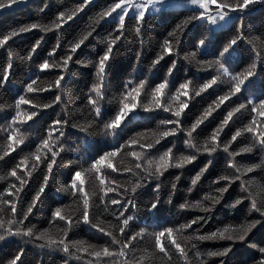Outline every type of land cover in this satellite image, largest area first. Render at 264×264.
Returning <instances> with one entry per match:
<instances>
[{"label": "trees", "instance_id": "1", "mask_svg": "<svg viewBox=\"0 0 264 264\" xmlns=\"http://www.w3.org/2000/svg\"><path fill=\"white\" fill-rule=\"evenodd\" d=\"M82 0H28L27 7L23 10L15 11L14 13L2 12L0 14V32H4L13 26L28 24L36 22L39 24H48L58 11L67 10L69 13ZM117 2V0H93V4L87 6L85 11L78 14L77 18L70 23V27L66 28L62 33L63 43L67 44L68 41L73 40L84 28L85 25L91 23L92 19L96 17L103 8ZM235 2V0H232ZM43 8L40 12L39 9ZM150 18L144 25V32L142 36H137L135 33V18L129 15L126 17V36L119 43L120 47L115 50V58L112 64V70L108 77V86L106 88L104 98L102 100V111L104 114L103 119H94L93 114L90 112L87 105L88 89L91 87L94 80V65L86 64L87 61H94L100 52L104 49V44L101 43L107 37L108 33L112 31L114 25L109 26L106 23L96 25V34L93 38L86 41L85 45L78 49L79 55L76 59L81 63H70L71 72L73 75L70 77L69 83L64 90V101L59 106L53 105L52 109H44L33 120L25 125L16 127L13 135L20 138L22 143L16 147L13 153L4 156L0 160V194L7 197L5 189L11 183H16L8 175L9 170L18 164L22 159H28L31 154L36 152L37 145L40 140L45 137L48 125L51 119L57 118V113L62 116L67 112V119L69 124L63 129L65 136L61 137V141L65 144L67 151L61 150V158L58 160V166L55 170V187L49 186L46 188L45 193L38 202V205L33 209L30 218L24 225L19 227L24 230L33 229L35 233H42L47 231L49 235L54 238H63L69 243H76L77 246L83 248H91L93 250H102L104 247H109L110 250L118 251L119 246L113 248L110 239L104 238L97 229H93L85 225L82 221L83 212V199L81 194L71 190V175L75 170L81 167L88 168L92 159L96 155L102 154L104 151H109L114 146L124 148L112 157L113 167L118 171L113 173L111 169H103L102 175L105 179L107 186L119 185L115 191L110 193H102L99 190V182L92 178L90 182L85 179V193L88 194L89 200L92 202L90 209L91 222L103 227L106 232H114L117 238H121L119 232L118 222L115 216L118 214L115 207L111 204V200L120 199L121 197H129L137 205L136 208L127 212V215L134 216V220L129 222L127 235L131 236L133 233H139L141 228H146L149 235L134 240L128 250L126 257L114 255L110 258H100L88 256L84 253L78 252L76 247H71V252L75 255L65 254L61 250L49 249L47 247L41 248L38 245L43 243L36 240L35 236L31 239H21L18 236H4L0 240V264H7V261L20 250L24 248L21 264H91L95 261L96 264H220L219 257H208L209 251H215L223 246L226 242L219 240H192L187 245L181 241V246L187 250V258H181L174 249L169 250V255L165 256L160 254L154 247V238L150 235L154 231L160 230L163 227L179 228L180 225L187 223L189 220L194 219L196 216H203L205 213L198 208L180 209L179 204L187 200L189 203L201 201L205 207L210 205V201L204 200L203 197L207 194L209 196L215 195L214 186L211 181L220 174L231 175L232 170L226 167L227 154L222 151V148L213 154L215 163L206 170L205 174L201 176L197 185L191 184V177L195 175L199 168L207 162V154H197V160L192 162L191 165L185 166L183 169L169 168L163 172L159 181L150 179L144 182L142 177L144 175L142 169L150 167L155 170V162L158 161L169 147L173 148L174 156L180 154H194V149H189L184 140L186 135L184 132H177L174 136L164 137L160 139L157 133L167 131L171 125H164L161 121L172 119L171 112H164L161 109L153 111H145L143 105H147L151 100V90L155 84L164 82L167 79L165 90L162 92L161 103L168 105L170 108H176L180 102H186L188 108L185 109V114H182L181 127L190 126L195 118L199 116L205 108L212 103L213 100L219 95H222L228 90V84L220 83L218 87L209 89L206 93L199 92V85L205 80L210 79L215 75L213 69L206 66L198 65L199 60H210V56L197 55L195 61L185 59L186 54L195 51V43L202 36L205 35V26L200 22H192L185 30L184 38L182 39V46L173 45L174 51L164 56V59L158 65L150 67L151 61L155 58L157 53L161 50L160 46L163 40L167 37V33L171 31L175 25L183 21L191 13L186 11V8L170 9L165 15L160 13L149 14ZM243 15L245 24L251 28L249 39L251 44H244L242 41L238 42L240 52L236 62L231 67L235 72H241L247 69L248 65L255 59V53L247 51L249 47H255L258 50H264V4H255L246 9L243 13H232L233 19L236 16ZM225 27L214 29L217 47L210 50L209 55H215L220 46L226 42L233 35L231 24L232 21ZM40 35L45 38L41 41L37 51L33 54L32 60L21 61L16 57H25L31 44L39 39ZM57 35L55 31L48 33H39L34 31L31 34H24L9 41L8 48H0V79L3 78V67L8 62V52L13 54V68L9 78L7 88H0V156L7 152V145L9 143L7 136L10 127L12 115L15 114V102L19 95L24 94L27 99L32 103L29 105H21V111L34 110L33 104H46L51 103L55 99V90L48 89L50 82L54 81L56 76L59 75L58 69L47 70L46 74L38 72V64L45 58L55 59L60 61V57L65 55L66 52L58 50L59 54H53L49 58V51L56 45ZM237 47L236 45L233 46ZM63 48V45H62ZM140 52V59L137 60L136 53ZM178 53V55H177ZM171 57V59L169 58ZM177 60V67L174 69V74L169 76L167 74V67L171 66V60ZM37 81L36 87L47 89L41 93H25L24 85L30 80ZM140 80L145 81V85L141 90L140 97L137 98L138 108L135 113H130L129 118L125 123L114 133L104 128V125L111 118H114L116 111L119 108V100L126 81H133L130 86H135ZM187 81L189 83V95L187 97L180 95L179 100L175 99L176 90L180 83ZM250 83L255 86L264 87V64H257L256 74L245 81L242 86V92L249 88ZM264 98V97H262ZM229 103L225 102L221 109H217L213 116L200 127L193 143L202 146L205 138H207L212 129L215 128L223 116L243 100H235ZM257 117V124L264 121L259 113L255 114ZM252 114L250 109L239 113L232 122L231 128H226L225 133L222 134L223 142L231 138V135L239 128L249 124ZM88 125L90 134L79 133L77 128L72 125ZM57 133H53L50 139H55ZM81 136L84 139L81 140ZM135 139L137 145H131L129 141ZM157 141H159L157 143ZM253 137L250 134L244 133L238 138V142H233L230 145V150L239 152L241 147L250 144ZM151 143L154 144V149L143 150L139 145ZM55 147H58L56 145ZM142 153L140 161L131 155V152ZM39 155L42 160L50 157V153L43 150ZM264 153L254 149L252 153H243L235 159L240 165L259 164ZM143 161L141 170L137 171L135 164ZM71 162V163H69ZM26 167L31 169V160ZM46 165L42 164L40 168L32 171L29 177V185H26V191L23 192V200L21 201L23 207L19 216H13L11 208L7 205L3 206V211L0 216L7 224L8 220H19L23 216V211L26 210L31 201L32 195L39 187V183L43 180L44 169ZM131 169L130 172H125L124 169ZM23 171V170H21ZM180 176L177 180L176 177ZM243 179L247 182L249 192L259 201L264 197V192L261 191V186H264V168H257L253 172H244ZM141 180V186L133 191L132 186ZM161 184V189L158 193L160 204L157 210H147L149 202L157 195L153 192L156 183ZM175 182L177 190L172 193L169 203V193L171 185ZM78 183V182H77ZM61 186L67 188V191H60ZM192 191H188L189 188ZM239 190L237 184L232 193H226L224 201L212 209V215L209 216L208 222L202 227L200 225H193V229L200 228L199 232H190L184 230L179 235H205L209 232L216 231L217 228L235 227L241 223L245 218H257L256 216L248 215L249 202L243 203L242 206H237V209H231L226 206L235 199V193ZM104 196L105 199H101ZM127 202V201H125ZM56 207L61 208L62 215H72L73 219H80V223L75 225L69 230L68 234L64 235V228L67 227L65 222L54 220L52 218V211ZM0 235H4V229L0 228ZM262 236H264V224L257 227L254 233L249 237V244L256 243L258 246H264L261 243ZM123 242V240H121ZM196 244L193 249L191 244ZM199 252L201 255L197 256ZM245 256L251 259H258L259 253L256 249L249 248L244 244H236L233 250L223 258L224 264H233L236 257Z\"/></svg>", "mask_w": 264, "mask_h": 264}, {"label": "snow or ice", "instance_id": "2", "mask_svg": "<svg viewBox=\"0 0 264 264\" xmlns=\"http://www.w3.org/2000/svg\"><path fill=\"white\" fill-rule=\"evenodd\" d=\"M181 0H117V2L108 5L103 8L99 13L96 14L90 24L85 25V28L71 41L67 44L63 43V37L61 33L70 27V23L74 18L78 17L85 11L87 6L93 4V0H82L81 3L76 4V6L69 11L61 10L55 14V17L48 24H39L36 22L13 26L6 29L4 32H0V48H8L9 41L17 37L23 36L24 34H31L34 31L39 33H48L55 31L57 35L56 45L49 51L48 57H53V54H59L58 50H63L66 52L65 55L60 57V61L57 62L55 59L45 58L41 63L38 64V72L40 74H46L47 70L58 69L59 75L56 76L55 80L50 82L48 89L55 90V99L51 103L46 104H33L32 108L34 110H29L27 112L21 111V105H29L32 102L25 97L24 94L19 95L15 102V114L12 115L10 121V127L12 131H9L7 139L9 141L7 145V152L0 156V160H3L4 156L9 153H13L21 143L20 138H16L13 135V131L16 127L20 125H25L29 121L33 120L40 112L44 109H52L53 105L59 106L64 101V90L69 83L70 77L73 75L70 68V63L75 62L77 64L81 63L80 60L76 59L79 55L78 49H81L82 45H85L86 41L93 38L96 34V25H100L102 22L108 24L112 27V31L108 33L107 37L101 43L104 44V49L99 53L94 61H87L86 64L94 65V80L91 87L88 89L87 96V107L93 114L94 119H103L104 114L102 111V100L106 88L108 86L109 73L112 70L113 60L115 58V50L120 47V41L126 36V17L129 15L135 18V33L137 36H142L144 32V25L146 21L150 18V13L154 14L159 12L162 16L165 15L169 9L174 7ZM183 3L187 5L186 11L190 12L191 15L187 16L183 21L177 23L175 27L167 33V37L163 40L160 48L161 50L157 53L155 58L151 61L150 67H154L159 64L164 56L170 54L174 51L173 45L182 46V39L184 38L185 30L188 28L189 24L192 22H200L205 26V35L202 36L195 43V51L186 54L185 59L190 61H195L197 55L200 56H210V60H199L198 65L206 66L207 68L213 69L216 73L212 75L210 79L205 80L199 85V92L206 93L209 89L218 87L220 83H227L228 90L222 95H219L212 101L203 112L197 116L194 122L188 127H181L182 124V114H185V109L188 108L186 102H180L179 106L176 108H170L166 104L161 103V96L163 90L166 88L167 79L164 82L155 84V87L151 90L152 100L147 104L143 105L145 111H153L155 109H163L164 112H171L172 119H167L161 121L164 125H171L169 130L157 133L160 139L164 137L174 136L178 131L184 132L186 139L184 144L189 149H194V154H180L178 157L174 156L173 148L169 147L162 155H160L158 161L155 162V170L153 171L150 167H144L142 169L144 175L142 180L146 182L150 179H155L159 181L160 176L169 168L183 169L187 165H191L192 162L197 160V154H207V162L199 168V171L191 177V184L193 186L197 185L200 181L201 176L205 174L206 170L210 168L211 165L215 163L213 159V154L217 153L221 148L224 153L227 154L226 167L231 169V175L220 174L217 175L214 180L210 183L214 186L215 195L209 196L205 195L204 200L210 201V205L205 207L201 201H195L189 203L185 200L184 203L178 205L180 209H191L198 208L201 209L205 215L196 216L194 219L189 220L179 226V228L173 227H163L158 231L152 232L150 235L154 238V247L159 251L160 254L165 256L169 255V250L174 249L176 253L181 258H187V250L185 247L181 246V241L187 245L190 241H204V240H219L226 242V246H223L215 251H209L207 253L208 257H219L220 264H224L223 258L226 257L236 244H244L249 248L256 249L259 253L258 259H249L245 256L236 257L233 264H264V246H258L256 243L249 244V237L254 233L258 226L264 224V197L259 201L254 197V195L249 192L247 182L243 179L244 172L251 173L257 168H264V157H262L259 164L251 165H240L236 161V157L243 153H252L254 149L259 150L264 153V121L257 124L256 113H259L261 117H264V87H257L254 83H250L249 88L242 92V86H244L245 81L253 77L257 72V64H264V50H258L255 47L247 48L250 53H255V59L251 62L247 69L241 72H235L231 65L236 62L237 57L240 52V46L238 42H243L244 44H251L249 39V34L251 28L248 27L244 22L243 15L234 17L231 28L233 35L223 46L219 47V50L215 55H209L210 50L217 47L215 32L213 25H217L219 21H223L232 13H243L250 6L255 4H264V0H182ZM28 0H0V14L2 12L14 13L15 11L23 10L27 7ZM131 9V14H130ZM40 12L43 8L39 9ZM44 36L40 35L39 39H36L34 43L31 44L30 50H28L25 57H16L21 61L32 60L33 54L37 51L38 46L41 41L44 40ZM63 45V48H62ZM236 45L237 47H233ZM178 55V53H177ZM140 52L136 53L137 60L140 59ZM171 59V57L169 56ZM177 67V60H171V66L167 67V74L169 76L174 74V69ZM13 68V54L8 52V62L3 67V78L0 79V88H7L9 84V78L11 76V70ZM37 81L35 79L30 80L26 85H24L25 93H41L47 91V89L36 87ZM133 81H126L121 92V99L119 100V108L116 111L114 118H111L104 125L106 130L110 133L116 132L125 123L126 119L129 118L130 113H135V109L138 108L137 98L141 95V90L145 85L144 80H140L135 86H130ZM189 83L187 81L180 83L176 90L175 99L179 100L180 95L187 97ZM235 100H243V102L238 103L235 107H232L223 119L220 120L219 124L212 129L211 134L205 138L202 146H198L193 143V139L196 136L198 130L217 109H221V106L225 104L226 101L233 103ZM0 107H3L0 105ZM250 109L252 118L249 124L237 129L231 138L226 142H223L222 134L225 133L226 128H231L232 122L235 117L243 112ZM69 124L67 119V112H64L63 116L57 113V118L51 119V123L48 125L46 130V135L40 140L37 145L36 152L31 154L28 159H22L18 164L12 167L8 175L14 179V181L19 182L17 184L11 183L5 189L7 197H3L0 194V212L3 211V206L7 205L12 210L13 216H19L20 211L23 207L21 201L23 200V192L26 191V185H29V177L32 175V171L41 167L42 164L46 165L44 169V175L42 182L39 183L38 189L32 195L31 201L28 204L26 210L23 211V216L19 220H8L5 224L4 219L0 216V228L4 229V235H0V240L4 239V236H18L21 239L31 240L34 236L36 240L42 241L43 243L38 246L41 248H49L61 250L65 254L75 255L71 252V247H76L78 252L84 253L91 257H96L97 260L100 258H110L114 255L120 257H126L128 250L134 240L144 235H149L146 228H141L139 233H133L131 236L127 235L129 222L134 220V216L127 215V212L137 205L133 200L127 196L121 197L120 199L111 200V204L115 207L118 213L115 216L118 222L119 232L122 234L121 238H117L114 232H106L103 227H99L97 224L91 222L90 209L92 207V202L89 200L88 194L85 193V179L87 178L92 182V178L99 182V190L102 193H110L116 190L119 185L107 186L105 184L104 176L102 175L103 169H111L113 173L118 170L113 167L112 157H115L117 153L124 148L125 145H121L120 148L112 147L109 151H104L102 154L96 155L92 159L91 164L88 168L81 167L79 170H75L71 175V190L73 192H78L81 194L83 199V212L82 221L85 225L90 226L93 229H97L99 233L103 235L104 238L110 239L113 248L117 245L119 246L118 251L110 250L109 247H104L102 250H93L91 248H83L77 246L76 243H72L71 247L68 242H66L62 237L59 239L54 238L49 235L47 231L42 233H35L33 229L24 230L19 227L24 225L25 222L30 218V214L33 213V209L38 205V202L45 193L46 188L49 186L55 187V170L58 166V160L61 158V150L67 151L65 144L61 141V137L65 136L64 128ZM74 128L78 129L79 133L85 135L90 134V128L88 125H72ZM53 133H57L55 139H50ZM250 134L253 137V141L239 149V152L230 150V145L233 142H238V138L244 134ZM81 140L84 136L80 137ZM159 141H157L158 143ZM131 145H137V141L132 139L129 141ZM58 145V147H55ZM143 150L154 149V144L146 143L139 145ZM50 153V157L46 160H42L39 155L40 151ZM142 153L131 152L133 157H136L137 161H140ZM31 160V169L26 167ZM71 163V162H69ZM143 161L135 164L137 171L141 170V165ZM23 170V171H21ZM125 172H130L131 169L125 168ZM177 180L180 176L176 177ZM78 182V183H77ZM239 185V190L235 193V199L231 201L230 204H226L227 207L231 209H237V206H242L243 203L249 202L248 204V215L256 216L257 218H245L241 223L237 224L235 227H224L217 228L216 231L209 232L205 235H190L182 236L179 235L184 230L190 232H199L200 228L193 229V225H200L201 227L208 222V217L212 215V209L215 208L225 199L226 193L231 192L232 189ZM141 186V180L137 181V184L133 185V191L137 187ZM161 189V184L156 183L153 192L157 195L149 202L147 210H157L160 204L159 191ZM177 190V184L175 182L171 185V191L169 193V203H172L171 196L172 193ZM60 191H67V188L61 186ZM188 191H192L190 187ZM261 191L264 192V186H261ZM101 199H105L101 196ZM127 201V202H125ZM54 220L65 222L67 227L64 228V235L66 236L70 229L75 225L80 223V219H73L72 215H62L61 208L56 207L51 213ZM123 240V242H121ZM261 243H264V236H262ZM193 249L196 248V244H191ZM24 253V248L21 247L11 259L7 261V264H21L22 256ZM197 256L201 254L196 253ZM91 264H96L92 261ZM127 264V260L124 261ZM187 264V261H186ZM204 264V261H201Z\"/></svg>", "mask_w": 264, "mask_h": 264}, {"label": "rangeland", "instance_id": "3", "mask_svg": "<svg viewBox=\"0 0 264 264\" xmlns=\"http://www.w3.org/2000/svg\"><path fill=\"white\" fill-rule=\"evenodd\" d=\"M181 7H184V8H187V5L185 3L182 2H178L174 7H172L171 9H175V8H181ZM170 10V9H169ZM156 13H159V12H156ZM130 14H131V9H130ZM233 19V16L232 14H230L228 17H226L223 21H219L217 23V25H213L212 27L214 29H217V28H220V27H225L226 25H228L231 20Z\"/></svg>", "mask_w": 264, "mask_h": 264}]
</instances>
